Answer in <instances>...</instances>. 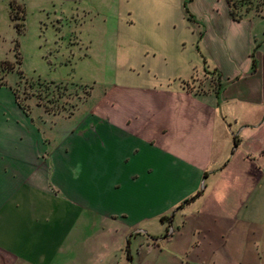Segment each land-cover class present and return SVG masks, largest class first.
<instances>
[{"label":"crops","instance_id":"1","mask_svg":"<svg viewBox=\"0 0 264 264\" xmlns=\"http://www.w3.org/2000/svg\"><path fill=\"white\" fill-rule=\"evenodd\" d=\"M188 9L215 86L195 91L192 77L147 65L107 93L108 106L54 121L0 84V264L253 263L264 232V12L234 20L224 0ZM97 161L106 180L95 202L79 182L95 181Z\"/></svg>","mask_w":264,"mask_h":264},{"label":"rangeland","instance_id":"2","mask_svg":"<svg viewBox=\"0 0 264 264\" xmlns=\"http://www.w3.org/2000/svg\"><path fill=\"white\" fill-rule=\"evenodd\" d=\"M183 1L185 8L173 0H0V84L11 88L18 104L40 105L54 121L76 107L80 114L84 107L108 106L107 93L124 91L147 65L158 77H192L185 84L195 91L215 86L202 77L207 58L196 49L198 30L187 18L188 5L199 10L212 0ZM235 2L238 12H264V0ZM82 127L90 138L88 125ZM100 148L96 143L87 151ZM96 165L95 181L79 183L98 202L106 177L102 163ZM252 253V264H264V232Z\"/></svg>","mask_w":264,"mask_h":264},{"label":"trees","instance_id":"3","mask_svg":"<svg viewBox=\"0 0 264 264\" xmlns=\"http://www.w3.org/2000/svg\"><path fill=\"white\" fill-rule=\"evenodd\" d=\"M228 6L229 9V13L230 15L234 18V20L239 19L240 17H242L244 14H246L245 12H238L237 11V3L235 2L236 0H224ZM247 7L244 8V11H247ZM15 25L17 26V23L15 22ZM18 31H21V28L19 26L16 27ZM17 61V60H16ZM19 62V61H17ZM16 98V95H15ZM193 198V197H192ZM188 199H185V201ZM160 219H163V216L160 217Z\"/></svg>","mask_w":264,"mask_h":264}]
</instances>
